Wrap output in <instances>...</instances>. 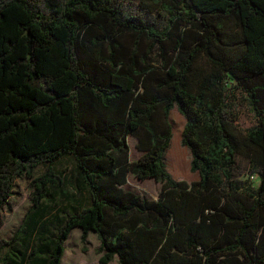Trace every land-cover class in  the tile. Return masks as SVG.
<instances>
[{"label": "trees", "instance_id": "obj_1", "mask_svg": "<svg viewBox=\"0 0 264 264\" xmlns=\"http://www.w3.org/2000/svg\"><path fill=\"white\" fill-rule=\"evenodd\" d=\"M259 80L264 0H0V211L19 179L31 202L0 240V264H61L74 229L85 252L97 235L98 264H264ZM239 87L256 117L247 130L230 100ZM175 108L199 174L191 184L166 167ZM169 155L181 177V146ZM238 156L257 189L235 177ZM66 158L68 179L54 170ZM130 174L161 184L158 200L125 190ZM63 197L68 210L47 221Z\"/></svg>", "mask_w": 264, "mask_h": 264}, {"label": "rangeland", "instance_id": "obj_2", "mask_svg": "<svg viewBox=\"0 0 264 264\" xmlns=\"http://www.w3.org/2000/svg\"><path fill=\"white\" fill-rule=\"evenodd\" d=\"M162 32V31H161ZM133 40V37L130 35H123L122 41L126 44L130 43ZM169 55L174 57L176 54L173 51V48H169ZM154 60H158V51H154ZM157 62V61H156ZM207 66L206 64L204 67ZM264 87V80L258 81ZM247 93L242 87L231 91L230 100L232 104H236L235 107V116H236V125L240 130H247L256 124V117L254 112L251 111L248 106V102L245 100ZM262 98L264 102V91L262 93ZM170 124L172 125L173 138L171 141L170 149L166 152L165 160L167 171L170 173L172 178L176 181L184 180L191 184L194 181L199 180L198 173L191 172V160L192 156L190 151L182 145V131L185 125V119L182 117L177 109H173L170 112L169 117ZM137 138L135 136H128L127 143L129 146L128 160L131 163L137 162L141 156V152L137 150ZM181 146V150L185 155V174L181 177H176L174 170L171 167L173 157L169 155L170 151L174 153L177 152L178 147ZM46 167L42 166L38 168L35 172L36 176L42 175L46 171ZM73 161L71 158H66L60 161L54 166V170L58 173H61L65 179L70 178L72 175ZM235 177L242 182H245L247 185L252 186L257 189L260 186V179L258 175L252 174V167L250 160L243 156L237 157V164L235 168ZM124 189L131 191L141 198H146L149 200H158L159 195L162 191V185L157 183L153 179H148L145 181L138 180L134 175L130 174L128 176V182L124 186ZM68 191V190H67ZM68 192H72L71 190ZM84 200V196H83ZM54 206L53 213H49L45 216L48 218L49 222H57L59 218L62 217L60 210L65 208V211L68 210L69 204L66 199L63 197L61 201L57 204L54 202L51 204ZM73 207L77 209H82V205L79 203L72 204ZM31 208L30 202V191L28 188V183L25 179H19L15 183L13 197L9 200L8 205L0 211V240L10 239L14 233L21 226L23 219L27 215ZM82 232L80 229H74L69 235L68 240L65 243V252L61 261V264H98L101 254L97 253L98 248L100 247V242L96 234L91 233L87 239L86 248L87 251L83 250V244L81 242ZM118 258L116 257L112 264L117 263Z\"/></svg>", "mask_w": 264, "mask_h": 264}, {"label": "crops", "instance_id": "obj_3", "mask_svg": "<svg viewBox=\"0 0 264 264\" xmlns=\"http://www.w3.org/2000/svg\"><path fill=\"white\" fill-rule=\"evenodd\" d=\"M90 235V234H89Z\"/></svg>", "mask_w": 264, "mask_h": 264}]
</instances>
